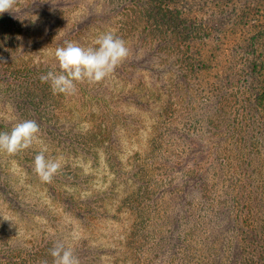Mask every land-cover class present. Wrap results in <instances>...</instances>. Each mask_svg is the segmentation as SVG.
<instances>
[{
    "label": "trees",
    "instance_id": "obj_1",
    "mask_svg": "<svg viewBox=\"0 0 264 264\" xmlns=\"http://www.w3.org/2000/svg\"><path fill=\"white\" fill-rule=\"evenodd\" d=\"M214 1L222 3V0ZM18 2L17 0L15 6ZM104 2L100 15L90 13L81 24L75 23L76 33L83 30L87 24L110 23V26L117 29L116 34L132 45V60L124 62H128L129 68L136 71L145 70L158 74L159 68L176 65L174 62L170 64L168 58L169 52H175L174 61L179 63L177 70L181 73L179 76L187 97L186 107L184 106L182 111L185 115H180L177 111L183 101L180 92L171 95L160 108V112H157L161 130L164 127L167 134L170 133L177 139L187 138V142L192 146L185 157L168 155L173 159L170 167L184 171L189 178L182 180L180 190L172 198L175 201L182 200L178 208L180 211L171 212L169 227L166 230L154 225L156 222L143 218L141 222L132 225L131 232L136 228L142 232L152 228L151 232H148L161 241V244L156 242V245L157 248L159 245L160 252L163 253L168 252L171 255L182 248L183 256L175 258L179 260L178 264H264V55L257 56L256 61L245 68L241 66L248 61L247 56L242 58L244 63H236L235 59L227 60L224 54L217 55L225 36L223 29L213 20L215 14L207 13L213 18L197 17V14L203 13L201 7L211 4L210 0ZM194 4L199 7L194 8ZM16 20L13 9L0 14V100L5 101L6 107L10 104L13 113H0V131L11 129L13 125L9 120L13 116L17 121L35 120L40 126L42 140L53 147L50 148L46 144V156L59 157V153L66 156L63 157L61 173L51 183H42L34 172L33 162L37 154L33 151L35 146L15 156L0 153V162L2 155H7L9 160L22 167L26 174L24 182L28 185V188L15 189L11 178L8 177L10 174L4 172L0 163V209L12 216L9 224L0 223V264H44L45 261L52 264L53 258L49 250L53 245L60 241L65 246H70L63 236L65 229L61 231L65 219L54 211L56 207L66 217L79 221L84 229L91 225L94 218H116L104 205L97 208L98 201L109 198V190L98 193L92 188L95 176L93 171H90L92 166H96L100 150L107 155L106 160L110 165L116 162L112 151L116 116L104 109L93 114L91 100L88 101L87 94L83 91L76 96L75 109L67 108L74 95L54 94L49 84L42 83L40 79L48 71H58V67L52 68L44 63L19 62L28 47H21L13 40L11 28ZM254 36L250 41L255 39ZM211 41H215L217 47H210L208 62H204V55L197 51L196 45H205L208 48L206 45ZM250 46L251 49L246 50L245 54L255 53V45L250 42ZM192 52L199 59H193ZM162 72L170 74L166 70ZM128 73L124 66L115 71L119 77H125ZM194 76L199 80L204 77L207 82L206 96L197 97L192 94L189 82ZM208 76L209 82L206 80ZM148 88L139 90L137 86L133 87L126 101L135 102L139 106L151 103L154 94L158 93ZM138 93H143L147 97L146 100L137 98ZM206 103H211V106L209 105L203 113ZM181 116H185L187 134L183 133L184 129H178L177 123ZM205 118L209 124L212 141L203 151L202 146L195 143V136L193 135V139L190 134L197 131L193 124H198ZM172 140L174 139L169 138L167 144L171 145ZM154 143L157 144V141ZM67 155L84 160L83 165L89 163V171H86L83 165L73 167L71 160H67ZM215 155L217 156L212 159L211 156ZM117 163L113 175L116 180L119 178L118 172L121 171V163L118 160ZM131 168L127 179L131 183L138 180L140 184L142 180L139 174L143 173L145 166L139 160L134 162ZM206 175L211 177L207 179ZM14 178H18V175ZM174 188H177V185ZM212 188L213 193L210 190ZM149 192H143V200L150 199ZM193 192L200 194L199 206L209 214L202 223H199L201 217H195L193 210L191 211L193 202L197 200L195 197L188 198V194L193 195ZM42 196L44 200L41 199ZM141 198L130 193L123 198L122 203L129 205L130 210L138 211V216L143 217L141 210L144 205H141ZM187 209L189 212L184 217L182 213ZM1 214L4 212L0 211V216ZM40 219L44 220V225L38 228L37 233L24 229L23 225L28 228L27 223ZM191 219L194 224H190ZM14 220L17 221L12 224ZM18 221L23 225L16 229ZM199 232L206 236V241L203 238L201 241L199 237L202 235ZM129 243L133 245L140 241L132 239ZM192 245H199V249L196 248V252L190 253ZM71 246L79 256L81 264H97L103 255L115 257L117 253L116 247H94L85 241L73 243ZM129 250L135 254L137 249L129 247ZM130 263L142 264L139 260H131Z\"/></svg>",
    "mask_w": 264,
    "mask_h": 264
},
{
    "label": "rangeland",
    "instance_id": "obj_2",
    "mask_svg": "<svg viewBox=\"0 0 264 264\" xmlns=\"http://www.w3.org/2000/svg\"><path fill=\"white\" fill-rule=\"evenodd\" d=\"M18 5L13 8L14 15H16V22L14 23L11 31L13 32V40L19 43L21 47L27 45L28 50L23 54L19 62H28V64L33 63H44L52 68H57L58 64L54 58V51L57 47L64 46L66 42H76L81 46H90L93 40L101 33L115 29L110 26L108 22H97V24H87V26L81 30L78 34L76 33L75 23H82L84 18L90 13L100 15L104 9V0H42L43 2L37 3L25 0H18ZM211 4L206 5L203 9V13L197 14L200 19H205L212 17L215 14L213 20L217 22L220 29H223L225 36L222 38L223 44L221 45L220 52L217 55L224 54L227 60L232 61L235 59L236 63H244L243 57L247 56L246 63L241 68H245L250 65L251 62L256 61L257 56L264 55V0H222L221 4L215 3L214 0H210ZM31 2V3H30ZM193 4V3H192ZM194 8H198L197 4H194ZM200 8V9H201ZM206 12V13H205ZM208 13V14H207ZM208 16V17H207ZM210 17V18H211ZM106 21V20H105ZM255 35V36H254ZM255 37L251 40V37ZM67 40V41H66ZM250 42L255 45V53L245 54V51L251 49ZM127 44V43H126ZM130 49L131 54L132 48L131 44H127ZM204 46L196 45L198 52H202L204 55V62H208V55L211 46L217 47L215 41L208 42ZM200 48V50H199ZM174 53L169 52V63H175L176 65L164 68H159L158 74L150 73L145 70H137L129 68V63L132 59L126 60L128 62H123L119 67L124 66L129 73L125 77H119L114 74L113 77L105 80L102 83L96 85H88L87 83L78 85V93L83 91L87 94L86 98L92 103V113H100L101 109L108 112L111 111L112 115L115 117V127L112 136L115 138L114 146L112 151L116 156L115 160L121 163V171L118 172L119 178L116 180L114 175V170L117 168L118 163L109 164L107 162V155L103 153V150L97 154L99 155L96 166L90 171H93L94 178L92 183V188L96 189L98 193L100 191L108 192V199H104L102 202L98 201L100 205H104L106 209L111 211L112 214L116 215L114 219H100L94 218L91 221V225L87 228H81L79 221L66 217L58 207L54 209L58 212V216L65 219L62 229H65L63 236L65 240L69 241V245H73L85 241L90 246L101 245V248H114L116 247V256L103 255L101 261L97 264H132L131 260H139L142 264H178V257L183 256L184 251L176 250L174 254L168 252H160L161 249L157 244H161L158 238L149 234L151 229H146L144 232L139 231L136 228L134 232H131L132 225L134 223L141 222L143 218L149 219L150 221L156 222L154 225H159L160 228L166 230L169 227L168 222L170 221L169 215L174 210L175 212L179 210L182 200L179 199L175 201L172 199L176 192L180 190L182 180H187V176L184 171L173 169L170 167V162L172 163V157L168 155H188L189 147H192L188 143V139L182 137L177 139L175 136H171L170 133L165 132L159 128L160 122L157 117V112H160V108L165 105L166 101L171 98L177 92H180L183 101L178 111L180 115H185L182 111L186 107L185 99L186 93L183 90V83L181 73L178 72L177 67L179 63L174 61ZM261 54V55H260ZM193 55V52H192ZM254 55V56H253ZM135 58V57H134ZM136 59V58H135ZM193 59H199L197 55H193ZM125 63V64H124ZM237 66H240L236 64ZM118 67V68H119ZM169 71L162 72V71ZM138 72V73H137ZM167 73V74H165ZM210 76L206 78L209 82ZM248 79V78H246ZM141 81V83H138ZM190 87L192 88V94L194 96H206V81L204 77L199 80L194 76L190 80ZM140 84H142L140 86ZM142 90L145 87H149L150 91H156L154 94L153 101L149 104L136 105L135 102H127V96L130 89L136 87ZM177 87V89H175ZM148 88V89H149ZM77 93V94H78ZM76 95L69 101L67 108L75 109ZM157 97V99H155ZM137 98L146 100V96L143 93H138ZM174 98H176L174 96ZM99 99V100H98ZM106 100V101H104ZM94 103V104H93ZM4 100H0V113H7L12 115L10 104L7 107ZM211 103L204 104L203 113H205L206 108H209ZM185 106V107H184ZM7 108L9 110H7ZM108 114V113H106ZM99 116V115H98ZM97 116V117H98ZM105 116V115H104ZM206 117V116H205ZM17 118L13 116L10 118L9 122L14 125L17 122ZM162 123V122H161ZM185 116H181L178 124V129H184V134H187ZM197 128L195 134H190V137L194 139L195 143L202 146V150L208 147V143L212 141L209 132V124L207 119L203 120L198 124H193ZM155 127H157L155 129ZM165 129V130H164ZM194 135V136H193ZM156 138L155 140H153ZM169 138H172L170 143L167 144ZM44 141V140H43ZM157 141V144L154 143ZM155 148L153 147L154 145ZM48 143L44 142L43 145H34L33 151L38 153L41 147H46ZM160 145V146H158ZM53 148L52 145L49 146ZM170 151V153H167ZM173 153V154H172ZM59 157H64L59 153ZM152 155V156H151ZM34 156V155H32ZM71 160V165H83L84 160L77 158L74 155H67ZM211 156V158H215ZM175 157V156H173ZM33 159V158H30ZM151 159V160H150ZM8 156L2 155L1 168L5 170L9 178H11L12 183L15 185V189L20 190L21 187L28 188L26 180V174L22 171V167L14 161H7ZM141 161L143 166H145L142 174H139L141 181L138 184V180H134L135 183H131L127 179L128 174L132 171L131 166L134 162ZM149 161L147 164L146 162ZM211 159H209L210 161ZM152 161V162H151ZM88 163V162H87ZM89 164V163H88ZM83 165L86 171H89L90 164ZM163 164V165H161ZM4 165V166H3ZM64 165V159H63ZM159 165L161 167H157ZM185 164L183 163V167ZM109 170H108V169ZM73 169V168H71ZM189 170L191 168H188ZM113 170V171H112ZM123 174V175H122ZM18 175V178H14ZM211 177L206 175V178ZM113 179L115 181L113 182ZM152 181H155L152 183ZM127 182V184H125ZM177 185V188H174ZM115 189V190H114ZM40 190V189H39ZM145 190H149L150 199L143 200ZM213 193L214 188L210 189ZM44 193V191H43ZM130 193L134 195H139L142 198L141 205L143 217L138 216V211H132L129 209V205L123 202V198L128 196ZM42 194V193H40ZM195 197L193 202L194 207H192L195 217L199 218V223L206 221L209 214L201 209L198 201L200 200V194L193 192V195L188 194V198L192 199ZM199 198V199H198ZM44 200V196L41 198ZM200 202V201H199ZM204 205V204H203ZM210 205V204H208ZM199 206V207H198ZM4 214H1L0 223L9 224L11 222L10 217L12 216L4 209H0ZM180 211V210H179ZM189 209L182 214L186 217ZM190 222L193 223V219ZM14 220L12 224L16 223ZM34 223H27L29 226L23 225L18 221L16 229L24 227L28 232H38L40 227L44 225V220H34ZM194 224V223H193ZM192 224V225H193ZM10 228V227H8ZM28 229V230H27ZM132 233V235H131ZM199 238L205 239L203 233L199 232ZM8 234V233H7ZM75 234V238H74ZM134 239L136 242L140 243H129ZM155 244V245H154ZM140 245V246H138ZM72 247V246H71ZM129 247H136V253L132 254ZM138 247V248H137ZM140 247V248H139ZM196 248L199 249V245L196 247L192 245L189 249L190 253L192 251L196 252ZM129 251V252H128ZM159 252V253H157ZM181 261V260H180Z\"/></svg>",
    "mask_w": 264,
    "mask_h": 264
},
{
    "label": "clouds",
    "instance_id": "obj_3",
    "mask_svg": "<svg viewBox=\"0 0 264 264\" xmlns=\"http://www.w3.org/2000/svg\"><path fill=\"white\" fill-rule=\"evenodd\" d=\"M17 0H0V14L10 12ZM54 58L58 71H48L40 77L48 83L54 94L73 96L78 85H96L114 76L116 69L130 56L125 40L112 29L99 34L90 46L66 42L57 47ZM40 126L32 119L17 121L9 131H0V153L15 156L34 145H43ZM47 148L41 147L34 157V172L42 183H51L61 173L63 157H47ZM75 238V234H74ZM52 264H81L71 246L56 242L49 250ZM44 264H47L45 261Z\"/></svg>",
    "mask_w": 264,
    "mask_h": 264
}]
</instances>
